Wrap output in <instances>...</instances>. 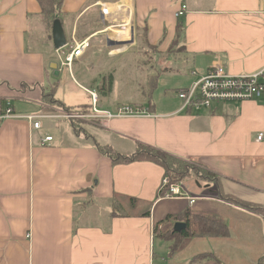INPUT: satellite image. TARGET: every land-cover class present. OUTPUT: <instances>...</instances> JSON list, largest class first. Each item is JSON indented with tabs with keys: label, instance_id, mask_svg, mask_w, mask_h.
I'll return each mask as SVG.
<instances>
[{
	"label": "crops",
	"instance_id": "0c3cea01",
	"mask_svg": "<svg viewBox=\"0 0 264 264\" xmlns=\"http://www.w3.org/2000/svg\"><path fill=\"white\" fill-rule=\"evenodd\" d=\"M183 5L187 13L177 18ZM261 11L260 0H66L61 24L67 44L52 51L47 40L38 46L31 39L32 33L44 31L46 36L49 29L38 0H0V103L11 101L14 109V117L0 121V264H258L264 257V141H257L264 133V99L182 111V101L173 95L191 88L214 65L234 76L262 71ZM87 20L94 27L79 30ZM179 23L185 30L181 67L152 76L147 96L145 86L126 93L148 116L104 124L92 120L86 127L67 117L75 112L58 99L53 78L61 74L56 58L61 60L69 46L84 40L92 44L75 60L70 80L87 94L97 92L98 108L113 112L132 105L119 103L116 96L118 88L125 94L122 90L130 85L113 71L108 75L114 79L113 92L100 94L103 76L97 83L87 74L89 57L101 54L98 38L111 32L116 37L105 38V47L129 44L128 49L143 35L146 47L168 54ZM53 63L58 76L50 68ZM174 74L184 78L176 80L177 92L160 86L163 77L173 80ZM49 96L52 100L46 101ZM30 116L37 117L39 129ZM43 120L68 121L71 128L58 133L61 123H56L54 134ZM47 137L53 141L46 142ZM139 145L195 161L215 178L191 192L186 182L180 185L194 204L164 199V168L149 161L116 165L98 149L111 147L130 156ZM220 193L263 213L223 201ZM116 194L152 205L151 216L113 217ZM86 207L94 214H87ZM187 209L221 216L229 237L188 239L174 252L173 242L159 239L157 253L155 225Z\"/></svg>",
	"mask_w": 264,
	"mask_h": 264
},
{
	"label": "rangeland",
	"instance_id": "374dc122",
	"mask_svg": "<svg viewBox=\"0 0 264 264\" xmlns=\"http://www.w3.org/2000/svg\"><path fill=\"white\" fill-rule=\"evenodd\" d=\"M93 15L94 14H92V16L91 15L90 16L92 18H94ZM87 21L83 22L82 25L80 27H78V29L83 30V31L84 30L90 31L91 28L94 27V25H93V23L90 24L89 20H87ZM58 22L59 21H56L55 24H58ZM98 25H99V23H98ZM48 28L50 30L48 29L46 36H45L44 31H38V32L32 33L31 39L34 40L36 42L35 45H38V46H42V44H44V41L47 40V43L50 47V50L54 51L55 50L54 49V43H53L54 27L50 28V24H48ZM48 33H49V36H48ZM105 35L106 36H102L103 38H98V40H97L98 42H101V45H102L101 51H99L101 53L100 57H89V60L87 61V65H89L87 68V70H88L87 74L90 75V79L95 78L96 79L95 81L98 83L101 80L102 76L106 78V77H108L109 73L114 71L115 75L117 77V80L119 79L122 82V84H123V82L124 83L128 82L130 85V88L124 87L125 90H122L125 92V94H123L119 88H118V92L116 94V96H120V99L118 100V102L121 104L127 103V104H132L129 106H136V104H135L136 101L134 100V98L126 96V93L128 90H132L133 86L134 87L136 86L139 88H142V86L148 87L150 85V83H152V80H153L152 76H154L155 74H158V73H162L164 69L180 68L181 67L180 63H183V57H186L185 49H183L182 46H179V45L176 48L177 49L180 48V51L175 50V51L169 52L168 54H160L156 50L146 47L145 42L143 41V38H144L143 35L140 36V39H138V42H139L138 45L134 46L132 48L127 49V46H129V44L106 48L105 43H104V39L105 38L107 39L108 37L112 38L113 36H115V34L108 32ZM31 42H33V41H31ZM89 44H90V46H92L91 43H89ZM91 49H93V47ZM56 61H57V63H60V65H61V60L59 57L56 58ZM59 69H60L59 72L61 73L60 76L57 78H53V80H55L56 83H58V86L56 89L58 92V99L67 105V111L71 110L72 112L78 113L81 116L84 115V118L83 119H77V122L80 126L86 127L85 124L87 125L88 124L87 122L92 121V120L90 118L85 117V115L87 116L88 113L85 112V114H83L82 108H85V107L90 108L92 106L91 97L87 93L83 92L82 90L75 88L72 80H70V77H72V76H69L70 73L67 70H66L67 71L66 72L65 70H63L64 68H62L61 66ZM83 69L85 70L86 68H83ZM174 76H175V78L173 80H168V78L163 77L161 82H160V86L161 85H168L170 87H167V89L177 92L179 89V87H178L179 85L176 84V80L177 79L183 80L184 78H182V76H180V75L174 74ZM129 80H131L132 82ZM87 85H88V82H87ZM147 89L149 91V87ZM149 93H150V91L146 92L144 94V96L145 95L147 96V94H149ZM159 94L160 93H157L156 97H158ZM173 97H175L174 99H179L177 94L173 95ZM51 98L52 97L49 96L48 99H46V101H51L52 100ZM133 104H135V105H133ZM80 109H82V110H80ZM42 122L45 125L44 128L50 129V132H52L54 134L57 132L58 133H64L65 131H67L68 128H71L70 123L68 121H64V120L63 121L43 120ZM56 123H61L60 128L58 129L57 132H55L56 131L55 130L56 129L55 128ZM77 132L83 133V132H88V130H82L80 132H79V130H77ZM207 179L208 178H206V176H204V174H199L197 172H193L191 174V176L185 178L179 184V186L182 184L184 185V183L186 182L185 188L191 192V189L201 188L203 185L202 184L203 181H206ZM208 190L209 189H207V191ZM86 208H87L86 213L88 211L87 214H92V215L94 214L92 209L89 211L88 207H86ZM127 212L128 211H126V213ZM251 212L263 213L262 209L258 210L256 208L253 209ZM228 216H230L228 218L231 220V222L234 221V219H233V217H231V215H228ZM235 221H236V219H235ZM156 240H157L156 252L158 253V250H159L158 244L161 242H159L160 241L159 239H156ZM207 256H208L207 254L201 255V256L197 257L195 259V261H201L202 259L207 258ZM263 258L264 257L260 258L259 261Z\"/></svg>",
	"mask_w": 264,
	"mask_h": 264
},
{
	"label": "trees",
	"instance_id": "16d2710c",
	"mask_svg": "<svg viewBox=\"0 0 264 264\" xmlns=\"http://www.w3.org/2000/svg\"><path fill=\"white\" fill-rule=\"evenodd\" d=\"M65 1L66 0H38L42 15L47 25L50 24V28H53L56 21L62 23V8ZM184 31V25L179 23L177 26V38L170 52L175 50L180 51V48L177 49L176 47L180 45ZM148 46L151 49L153 48L150 45ZM182 48L184 49L183 46ZM113 81V77H103V81L98 89L101 95L104 93V96H107L113 92ZM152 87L151 84L150 91ZM68 112H70V110H68ZM98 149L103 154L108 155L116 165L127 164L134 161H149L161 166L165 170L166 178L169 179V185H179L185 178L191 176L193 172L204 174V176L209 179L215 178L213 174L204 170V168L195 161L181 159L168 152L149 146L139 145L137 152L130 156L118 154L111 147L98 146ZM166 191L167 188L163 191V194ZM220 198L223 201L246 210L252 211L255 208L258 210L260 209L256 205H252L236 197L225 195L224 193H220ZM151 207L152 205L138 199L116 194L113 197L112 215L113 217L149 218L151 216ZM126 211L128 212L126 213ZM176 223H185L186 229L177 233L174 231ZM229 235L230 231L224 218L216 214L198 212L192 209H187L178 215L169 216L166 220L157 223L154 227V237L166 242H173V252L178 250L188 239L227 238ZM258 264H264V258L261 259Z\"/></svg>",
	"mask_w": 264,
	"mask_h": 264
},
{
	"label": "built area",
	"instance_id": "2783aa9c",
	"mask_svg": "<svg viewBox=\"0 0 264 264\" xmlns=\"http://www.w3.org/2000/svg\"><path fill=\"white\" fill-rule=\"evenodd\" d=\"M262 4V19L264 30V0H260ZM188 7L183 5L176 13L177 18H182L187 13ZM89 40L76 43L73 46H69L70 51L64 54L61 59L62 68L68 72H72L73 64L76 59L82 57L89 49ZM91 97L92 106L83 111V114L87 112L86 118L96 120L104 124L106 121L121 118H135L148 116L149 111L139 106H120L115 111H102L98 108L99 97L95 91H87ZM178 97L182 101V111L189 109H195L197 111L201 109H211L213 105L217 103L225 102H242L249 100L264 99V68L262 71L252 75H231L222 66L214 65L208 72L201 77L193 86L189 89L180 90ZM67 117L83 119L84 115L78 113L66 114ZM14 117V109L11 101L6 102L5 106L0 103V121ZM37 117H27L29 121L34 122ZM40 122H34V128H40ZM46 142H52V137H47ZM257 141H264V133H261ZM169 187V188H168ZM167 188V191H163ZM161 197L164 199H176L184 198L188 199L191 204L195 203V200L190 198L187 194L181 191L179 185H169V179L165 178L162 186Z\"/></svg>",
	"mask_w": 264,
	"mask_h": 264
},
{
	"label": "water",
	"instance_id": "95a60500",
	"mask_svg": "<svg viewBox=\"0 0 264 264\" xmlns=\"http://www.w3.org/2000/svg\"><path fill=\"white\" fill-rule=\"evenodd\" d=\"M53 27H54V34H53L54 47H55V49L61 50L67 44L62 24L60 22H58V24H54ZM109 44L110 45H116V44H123V43L109 42ZM50 68L53 71H55V75L58 76V70H57L58 66H57V64H55V63L51 64ZM184 229H186V224L185 223H176L175 226H174V231H176L177 233H180Z\"/></svg>",
	"mask_w": 264,
	"mask_h": 264
}]
</instances>
